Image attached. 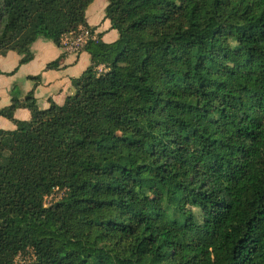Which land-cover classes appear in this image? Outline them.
<instances>
[{"label":"trees","instance_id":"obj_1","mask_svg":"<svg viewBox=\"0 0 264 264\" xmlns=\"http://www.w3.org/2000/svg\"><path fill=\"white\" fill-rule=\"evenodd\" d=\"M92 1L0 0V55L93 32ZM106 3L74 93L0 109V264H264V0Z\"/></svg>","mask_w":264,"mask_h":264},{"label":"crops","instance_id":"obj_2","mask_svg":"<svg viewBox=\"0 0 264 264\" xmlns=\"http://www.w3.org/2000/svg\"><path fill=\"white\" fill-rule=\"evenodd\" d=\"M94 0L86 9V21L94 29L97 36L102 34V40L112 42L118 37L115 29L110 28V22L104 18L105 3L97 5ZM33 59L19 65L21 56L14 51L0 55V109L9 106L12 95L22 99L32 91L40 109L49 107L51 102L62 105L68 95L74 93L71 79L79 77L90 64V55L83 49L77 53L65 50L52 41L38 39L31 46ZM56 61L57 68L47 69L49 62ZM30 76H40V80ZM15 120H28L30 111L27 108H17L12 112ZM14 122L0 116V129L12 130Z\"/></svg>","mask_w":264,"mask_h":264},{"label":"built area","instance_id":"obj_3","mask_svg":"<svg viewBox=\"0 0 264 264\" xmlns=\"http://www.w3.org/2000/svg\"><path fill=\"white\" fill-rule=\"evenodd\" d=\"M96 35L88 27L81 26L77 32H71L61 38V46L73 53L79 52L89 39H95Z\"/></svg>","mask_w":264,"mask_h":264},{"label":"rangeland","instance_id":"obj_4","mask_svg":"<svg viewBox=\"0 0 264 264\" xmlns=\"http://www.w3.org/2000/svg\"><path fill=\"white\" fill-rule=\"evenodd\" d=\"M94 2H95L97 5L102 6V5L105 3V0H94ZM94 2H93V3H94ZM61 194H62L61 191H56V192L53 193L52 195L46 197V198H45V202H46L47 204H49V203L52 202L53 200L57 199ZM158 194H159V189L156 187V188H154V191H153V193H152L153 204H154V206H155L156 208L159 207V202H158V200H157V198H158ZM27 259H28V256H27ZM17 260H18V262H20V261L24 260V258H23V257H19V258H17Z\"/></svg>","mask_w":264,"mask_h":264}]
</instances>
